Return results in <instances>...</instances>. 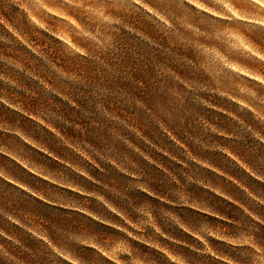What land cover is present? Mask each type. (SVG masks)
Wrapping results in <instances>:
<instances>
[{
	"label": "clouds",
	"instance_id": "1",
	"mask_svg": "<svg viewBox=\"0 0 264 264\" xmlns=\"http://www.w3.org/2000/svg\"><path fill=\"white\" fill-rule=\"evenodd\" d=\"M63 105L81 117L64 119ZM0 108L50 133L62 150L18 119L0 118V264H190L178 247L204 257L199 264H264V191L231 174L264 184V0H0ZM90 129L105 133L99 145L87 141ZM245 137L253 147L242 151ZM139 161L163 174V190ZM103 165L127 183L94 177L91 169L107 175ZM190 186L233 205L240 218ZM130 191L148 199L134 201ZM26 199L65 215L51 223L21 207ZM174 208L218 223H193ZM88 221L118 235L92 231ZM172 228L194 243L165 230Z\"/></svg>",
	"mask_w": 264,
	"mask_h": 264
},
{
	"label": "rangeland",
	"instance_id": "2",
	"mask_svg": "<svg viewBox=\"0 0 264 264\" xmlns=\"http://www.w3.org/2000/svg\"><path fill=\"white\" fill-rule=\"evenodd\" d=\"M21 51H23V49H21ZM49 99L52 100L53 103L56 104H60L61 102L55 97V96H50ZM82 106L84 102H81ZM67 109V110H65ZM0 110H2L0 108ZM4 110V109H3ZM6 110V109H5ZM11 113V112H10ZM60 114H73L75 115V117L79 118L81 117V113L79 112H73L72 109L67 108L66 105H63L61 107V111ZM11 115L14 117L13 118H8L7 120L9 122H13L15 120H19L20 126L21 127H25L28 130H32L33 131V135L36 136L38 139L42 138L49 146V149H52L54 151H56L58 154L62 151L61 149L55 148V144L56 141L52 138L50 133H47L46 131H44L43 129L40 130H35V125L32 124L31 121L27 120L24 117H19L16 113H11ZM207 115L209 117L214 116V115H219L218 113H213V112H208ZM247 118V117H245ZM2 119H6L5 117ZM221 120H223V117H220ZM70 121V120H69ZM73 120H71L70 122H72ZM76 120L72 123H75ZM81 123H85V121L83 119L80 120ZM58 127L61 128L63 130V132L69 136V137H73L75 139H79L80 135L78 132L73 131V128L71 127H65L63 124H58ZM89 131L93 132V135H89L87 136V141L91 144L94 145H99V140L101 137H103L105 135V133L103 131L100 130H95V129H90ZM150 131L151 132H156L154 127L150 126ZM41 134H43L41 136ZM147 134V133H146ZM157 135H159L157 133ZM151 138V136L149 137ZM155 142V141H154ZM242 151L247 150L251 147H253V142L251 140H249L247 137H245L242 141H240L237 145ZM153 158L154 159H158L161 163H163L166 167H168L170 170H176L179 169V165L174 164L173 162L169 161L166 157L160 156L159 153H152ZM205 155H211L212 159L215 160L217 163L220 160V157L218 154H208L205 153ZM33 157L38 159V162H43L46 164V166L50 167V168H56L58 167L54 162L48 160L47 157L42 156L39 153H33ZM141 167H143L146 171V175L154 181V183L152 184V187L156 190H163L165 188V184L163 183L164 181V177L163 174L160 173L157 169H155L154 167H152L151 165L146 164L144 161H139ZM103 167L106 168L107 171V175L105 176L104 174L98 173L95 169H91V174L96 177L97 179H105V180H115L118 183H120L121 185L127 183V178L124 176L119 175L118 173H116L114 170L108 168L107 165H103ZM232 175H236L238 177H241L245 180H247V182L251 185H254L255 188L260 189L261 191H264V184H259L255 181H252L250 179H248L247 177H244V174L242 172L239 171V169H234L231 173ZM204 175L211 177L214 181L215 179H217L213 174L211 173H207L204 172ZM32 178L29 177V180H31ZM81 180V182L87 184L86 181H83L82 178H78ZM88 187H92V185H88ZM231 191H235L234 189H230ZM189 191L192 192V194L197 197V198H201L204 199L206 201H208L209 204H211L212 206H214L216 208V210H218L220 213H222L225 216H228L232 219H239L240 218V214H239V210L237 208H235L233 205L228 204L226 201L221 200L219 197L213 196L212 193L210 192H204L199 188H196L195 186H190L189 187ZM127 195L129 196V198H131L134 201H143L145 199H148V197L144 196V194L137 192V191H130L127 193ZM110 198V197H109ZM6 197L4 196L3 192H0V202H2L3 200H5ZM152 204L156 205L157 207H159L160 205L158 204L157 201H150ZM21 207H26L28 208L29 211H31L32 213H34L35 215L42 217L43 219L51 222V223H56L58 222V219L60 217H62L63 215H65V213L63 212L62 209H58V208H53V207H49L45 204H41L39 201H34V200H25L23 204L20 205ZM166 207V206H165ZM93 210L96 211H100L103 212L104 210L102 208H97L95 206V203L93 202ZM173 212H175L177 215H180L182 218L190 220L193 223L199 222L200 220H207L210 223H218V221L213 220L211 217H204V216H200L199 214L192 212L188 209H184V208H174L171 209ZM258 212L264 214V208H259L257 209ZM105 215H108L107 213H105ZM73 218L77 219V220H82L84 219L83 217H79L76 216L75 214H73ZM88 226L92 231H95L97 233H104V234H111V235H118V233H115L112 229L107 228L103 225L94 223L92 221H88ZM231 227V226H228ZM166 231H169L171 235H173L176 239H180V240H186L189 243H194V241L191 240L190 237H188L187 235H185L182 232L177 231L176 229L172 228V229H165ZM19 231V230H17ZM260 237L264 238V228H261L258 234ZM162 243L168 244L167 241H162ZM211 244L215 245L216 247H219L223 252H225L226 254L235 256V251L231 250L229 248H226L223 244L218 243L217 241H210ZM26 244L28 247L31 248H35L37 245L35 242L31 241V240H26ZM133 246L137 247L140 249L141 252L143 253H148L149 255H155V253L152 252L151 249H148L146 247H144L143 245L140 244H135L133 242ZM169 247H173V245L168 244ZM199 246V245H197ZM82 254H88L89 250L87 249H80L79 250ZM177 251L182 252L185 256L189 257L190 259V264H199L200 261H202L203 259H205L204 257H200L197 256L195 253L193 252H189L188 249L186 248H177ZM238 258V257H237Z\"/></svg>",
	"mask_w": 264,
	"mask_h": 264
},
{
	"label": "trees",
	"instance_id": "3",
	"mask_svg": "<svg viewBox=\"0 0 264 264\" xmlns=\"http://www.w3.org/2000/svg\"><path fill=\"white\" fill-rule=\"evenodd\" d=\"M2 109V108H1ZM6 118V120L8 119V118H13L14 119V117L11 115V113L8 111V110H0V118ZM63 117H64V119H66V120H73L72 122H74L76 119L75 118H77V117H75V115H73V114H63ZM56 126L58 127V124H56ZM50 150H52V149H50Z\"/></svg>",
	"mask_w": 264,
	"mask_h": 264
}]
</instances>
